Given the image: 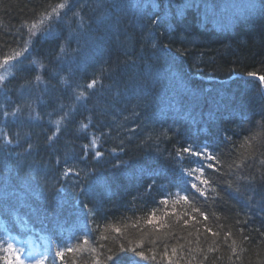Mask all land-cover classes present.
<instances>
[{
    "label": "trees",
    "instance_id": "trees-1",
    "mask_svg": "<svg viewBox=\"0 0 264 264\" xmlns=\"http://www.w3.org/2000/svg\"><path fill=\"white\" fill-rule=\"evenodd\" d=\"M54 8L61 22L31 34ZM10 59L0 219L74 248L44 264H264V0H0ZM188 145L219 163L178 159ZM183 168L208 181L203 196L178 190ZM138 242L147 260L119 251ZM10 258L0 246V264Z\"/></svg>",
    "mask_w": 264,
    "mask_h": 264
},
{
    "label": "snow or ice",
    "instance_id": "snow-or-ice-1",
    "mask_svg": "<svg viewBox=\"0 0 264 264\" xmlns=\"http://www.w3.org/2000/svg\"><path fill=\"white\" fill-rule=\"evenodd\" d=\"M66 7H68V5H67L66 3H61V4H59V5L57 6V8H59V9H64V8H66ZM57 8H54V9H53V14H56L57 17L59 18V14H58V12H57ZM41 23H43V21H41ZM32 28H36V25L33 24V25H32ZM61 51H62V52L64 51L63 48L61 49ZM17 55H19V53H18ZM4 63L6 64V63H8V61L5 60ZM248 75H249V76H255L256 74L250 72V73H248ZM0 79H2V77H0ZM36 79H37V81H40V77H39V76H38ZM258 79H259L260 82L264 83V76H259ZM62 82H65V81H62ZM95 83H96V81L93 80L92 83H90V84L88 85V87H89V88H92V87L94 86ZM83 95H84V93L81 92V93L76 97V99L79 100ZM28 106L31 107V105H28ZM21 111H22L21 106H17L13 111H11V112L3 111L2 114H3V116H5V117H8V116H11V117H17L19 114H21ZM257 135L259 136V135H264V134L258 133ZM228 139H230V138H228ZM5 143H6V144H7V143H11V141L8 140V139H5ZM93 143H94V142H93ZM183 153H187V154H189L190 156L200 157V158H202V159H204V160H209V161H213V162H215V163H219V161L217 160V157H216L215 155H213L211 152H209L207 146H204L203 148H201V150L197 151V150H195L194 146H192V145H188L187 147H184L182 150L178 151V153H177V158H178V159H182V158H183V156H182ZM95 155H96L97 157H99V156L101 155V153H100V152H96ZM215 163H208V164H207V167H208V168H214V167H215ZM192 171H196V170L193 169ZM199 171L202 173V172H203V168L199 169ZM70 174H72V169H71V168L67 170V172L65 173V176L70 175ZM182 174L191 175V172H187V171L182 170ZM197 179H199V177H198ZM201 183L207 185V184H208V181H207V180H201ZM191 188H192V189H195V192L200 193L201 196L204 195V192H203L200 188H198L197 185H196L195 183H192V184H191ZM82 191H83V190H82ZM169 195H171V194L169 193ZM178 198H179V199H183V200H185V201L188 200V196H186V195L183 196V197H178ZM160 203H161V204H167V203H168L167 198L162 199V200L160 201ZM84 207L87 208V205L85 204ZM194 211H199V209H194ZM201 215H204V214L201 213ZM154 219H155V216H154V215L151 216V217H149L148 223H151ZM204 219L206 220V219H207V216H204ZM185 223H187V221H185ZM116 231L119 232L120 229H116ZM209 231H210V229H209ZM213 235H217V234H216V233H213ZM88 243H89L88 240H85V241H84V244H85V245H87ZM129 243H131V242H129ZM141 243H142V242H138V243H136L135 246L130 247V248H126L125 245H124L123 243H121V244L119 245V251H120V252L131 251V252H133L136 256L140 257L141 259H143V260H147L149 257L145 255L144 251H136V248L141 247ZM8 248H9V250L14 251V249L12 248V245H11V244L8 245ZM65 251H67V252H72V251H74V248L71 247V246H69V247H67V248L65 249ZM65 251H57V252H56V256L59 257V258H61V259H63V258H64V255H65ZM91 251H92L93 253H96V249H91ZM109 252H111V249H109ZM173 253H175V249H173ZM165 254H166V253H165ZM17 259H19V254H17ZM113 259H114V255H108V256L106 257V261H107V262L113 261ZM152 259H155V256H153ZM95 264H104V262H102V261L97 257V259H96V261H95ZM135 264H139V262L137 261V262H135Z\"/></svg>",
    "mask_w": 264,
    "mask_h": 264
},
{
    "label": "bare ground",
    "instance_id": "bare-ground-1",
    "mask_svg": "<svg viewBox=\"0 0 264 264\" xmlns=\"http://www.w3.org/2000/svg\"><path fill=\"white\" fill-rule=\"evenodd\" d=\"M104 19H107V18H104ZM62 29H63V27H62ZM97 39H98V38H97ZM149 50H150L149 47L144 46V52H145L146 54L149 53ZM106 54H108V53H106ZM195 79L201 80V83L203 82V79L200 78V77L190 78V81H192V82H194V83L198 82V80H195ZM180 94H182V95H186V93H184L183 90L180 91ZM180 112H181V115H182V120L186 121L187 123L196 124V122L198 121V117H197V115H196L195 113H192V111H189V110H187V109H183V110H180ZM206 117H209L210 119H213V118H212V113H209ZM163 163H164V165H165V169L167 170L166 172L163 171V173H165V174L167 173V175H166L167 177L169 176L170 178H176V177H175V173H171V172L168 170V169L170 168L171 164H172V160H171V158L169 157V159L166 160V161H164ZM163 180H164V179H162V180L159 182V184L156 185L155 190H158L159 188L162 187ZM12 208H13V207L11 206V213L14 212V210H13Z\"/></svg>",
    "mask_w": 264,
    "mask_h": 264
},
{
    "label": "rangeland",
    "instance_id": "rangeland-1",
    "mask_svg": "<svg viewBox=\"0 0 264 264\" xmlns=\"http://www.w3.org/2000/svg\"><path fill=\"white\" fill-rule=\"evenodd\" d=\"M59 18L56 17V14H51L46 16L45 18H43L41 21H43V23H41V21L39 23L36 24V28H30L31 34H34L35 32H37L39 30V32L41 31V29L43 30V28H47L48 26L51 25H58L59 22H61V20H58ZM8 63H1L0 64V77H2V79L6 76L7 72H8V67H9V63L11 61L7 60ZM1 80V79H0Z\"/></svg>",
    "mask_w": 264,
    "mask_h": 264
}]
</instances>
